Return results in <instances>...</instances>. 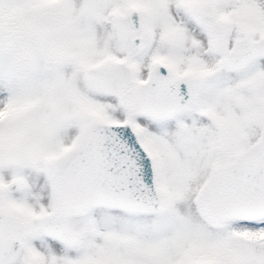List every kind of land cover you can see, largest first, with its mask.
<instances>
[{
    "label": "snow or ice",
    "instance_id": "6c2138e0",
    "mask_svg": "<svg viewBox=\"0 0 264 264\" xmlns=\"http://www.w3.org/2000/svg\"><path fill=\"white\" fill-rule=\"evenodd\" d=\"M0 264H264V0L0 11Z\"/></svg>",
    "mask_w": 264,
    "mask_h": 264
},
{
    "label": "clouds",
    "instance_id": "9594fccd",
    "mask_svg": "<svg viewBox=\"0 0 264 264\" xmlns=\"http://www.w3.org/2000/svg\"><path fill=\"white\" fill-rule=\"evenodd\" d=\"M16 7V0H3L2 5H0V11L3 12L5 16L9 14L10 9H14ZM29 72L26 64H22L18 67V74L21 76H26Z\"/></svg>",
    "mask_w": 264,
    "mask_h": 264
}]
</instances>
